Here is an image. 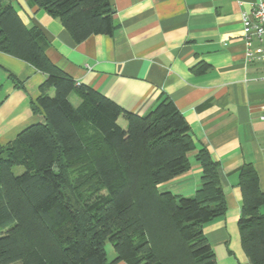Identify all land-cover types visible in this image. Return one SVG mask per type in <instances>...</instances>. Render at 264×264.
<instances>
[{"label":"trees","instance_id":"1","mask_svg":"<svg viewBox=\"0 0 264 264\" xmlns=\"http://www.w3.org/2000/svg\"><path fill=\"white\" fill-rule=\"evenodd\" d=\"M28 2L76 43L115 31L110 0ZM45 44L39 28H27L0 0V53L46 76L32 104L44 122L0 145V264H216L202 229L226 212L218 165L200 149L192 197L158 190L190 169L195 146L184 116L169 99L144 115L123 111L76 85L46 57ZM72 92L81 99L77 107L68 100ZM14 167L23 172L14 175ZM238 187L242 249L251 264H264V195L251 165L240 170ZM107 242L115 253L110 263Z\"/></svg>","mask_w":264,"mask_h":264},{"label":"crops","instance_id":"2","mask_svg":"<svg viewBox=\"0 0 264 264\" xmlns=\"http://www.w3.org/2000/svg\"><path fill=\"white\" fill-rule=\"evenodd\" d=\"M258 1L264 0H110L113 35L76 43L28 0H6L27 28L40 29L46 57L76 85L138 115L169 99L184 116L195 146L190 169L158 190L192 197L199 187L201 167L194 157L200 149L218 165L226 212L202 229L216 264H251L238 228L244 165L253 167L264 195V62L245 60L241 24V15ZM45 80L29 64L0 53V145L44 122L32 104ZM72 94L77 96L72 92L68 99ZM118 124L126 127L122 118ZM259 212L264 220V203ZM106 255L108 263L115 258L113 249Z\"/></svg>","mask_w":264,"mask_h":264},{"label":"built area","instance_id":"3","mask_svg":"<svg viewBox=\"0 0 264 264\" xmlns=\"http://www.w3.org/2000/svg\"><path fill=\"white\" fill-rule=\"evenodd\" d=\"M241 24L245 60L248 63L264 62V1L256 2L249 13H243ZM254 44L259 47L257 51H254ZM261 80L264 81V76Z\"/></svg>","mask_w":264,"mask_h":264},{"label":"rangeland","instance_id":"4","mask_svg":"<svg viewBox=\"0 0 264 264\" xmlns=\"http://www.w3.org/2000/svg\"><path fill=\"white\" fill-rule=\"evenodd\" d=\"M76 99H79V98L75 94H72L68 99L71 105L74 107H77L79 104L77 103ZM12 172L14 175H20L23 172V169L21 167H14ZM105 250L106 252L112 251V245L109 242L106 243Z\"/></svg>","mask_w":264,"mask_h":264}]
</instances>
